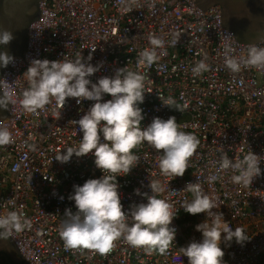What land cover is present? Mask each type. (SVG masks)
<instances>
[{
    "label": "built area",
    "instance_id": "1",
    "mask_svg": "<svg viewBox=\"0 0 264 264\" xmlns=\"http://www.w3.org/2000/svg\"><path fill=\"white\" fill-rule=\"evenodd\" d=\"M193 3L47 0L42 4L43 22L35 23L31 33V51L38 53H28L29 65L36 59L74 61L83 57L85 63L99 68L89 77L93 83L113 77L121 68L138 71L150 81L146 87L149 93L140 105L144 114L141 127L146 128L156 117L167 120L174 116L182 130L195 135L200 143L183 177L161 176L158 153L147 143L134 150L140 157L138 165L128 175L118 177L126 211L133 204L147 202L136 195V190L151 195V176L169 185L161 198L174 207L176 217L171 226L176 229V239L166 254L134 248L122 240L106 254L93 249H67L60 236L64 212L77 210L68 197L74 185L98 179L103 172L96 167L92 154L74 155L68 163L56 159L65 148L78 145L83 134L71 122L78 121L95 102L78 104L75 98H69L64 108L52 102L44 110L28 113L19 100L28 87L24 73L29 66L16 64L7 72L10 86L5 85L17 104L11 106L12 117L4 123L15 142L0 146V215L21 211L30 221V228L9 238L24 264H189L181 248L202 239L196 226L207 217L184 212L183 204L192 196L183 190L188 183L198 182L216 200L219 209L213 211L222 212L233 228L243 227L249 238L243 246L235 242L221 245L224 264H264V70H228L225 49L231 48L236 57H245L252 45L240 46L232 33L218 24L220 6L206 10L202 17ZM151 35L165 41V54L151 67L139 65L140 52L151 47ZM173 39L175 45L171 44ZM254 45L264 47V41ZM201 60L209 68L195 75L192 69ZM111 99L110 95L104 97V101ZM162 99L174 103L169 107ZM249 151L261 157L262 174L247 187L233 184L234 173L220 169L219 162L224 155L235 162ZM211 175L218 178L210 184ZM5 260L9 261L2 256L0 264H6Z\"/></svg>",
    "mask_w": 264,
    "mask_h": 264
},
{
    "label": "clouds",
    "instance_id": "2",
    "mask_svg": "<svg viewBox=\"0 0 264 264\" xmlns=\"http://www.w3.org/2000/svg\"><path fill=\"white\" fill-rule=\"evenodd\" d=\"M13 39L10 30L0 29V48ZM148 39L151 47L140 52L137 63L151 67L165 54V41L155 35ZM176 43L175 39L171 41L172 45ZM224 56L225 66L232 73H239L247 67L264 70V47L249 46L245 57H236L232 55L231 48H226ZM14 59L6 51H0V68H7ZM91 59L89 56L88 60ZM208 68L207 63L201 60L192 71L199 75ZM98 70L97 66L78 57L74 61L36 59L24 73L28 87L23 91L19 104L28 113L44 110L52 102L64 108L69 98H75L78 104L95 102L78 121L71 122L78 125L77 132L83 134L78 145L65 148L64 154L56 160L68 163L74 155L79 158L92 154L103 175L87 180L82 186L74 185L68 199L74 202L77 210L75 213L71 209L65 210L60 236L67 249H93L106 254L117 241L122 240L134 248L164 255L176 239V229L171 226L176 217L174 207L166 198H161L170 189L169 185L151 176L148 184L151 195L136 190V195L143 196L147 202L133 204L126 211L121 202L118 177L128 175L138 165L140 157L134 150L145 143L158 153L161 176L183 177L200 141L192 133L182 130L174 116L167 120L156 117L149 126L141 127L144 114L140 105L144 103L145 93H149L146 87L150 83L145 75L125 67L118 69L113 77H103L93 83L89 77ZM6 84L10 86L6 80L0 79L3 92L0 109L17 104L11 89L5 90ZM105 95L112 99L104 101ZM162 102L169 107L174 103L171 99H162ZM14 142L13 132L0 121V146ZM31 147L35 150V145ZM260 160L261 157L249 151L243 159L235 162L224 155L219 164L220 169L232 170L233 184L247 187L262 174ZM217 178L211 175L208 182L214 183ZM183 191L192 196L190 201L184 202V212L193 216L204 213L207 217L196 226L202 239L181 248L183 257L188 258L189 264H224L225 252L221 245L230 246L235 242L243 246L249 241L246 230L233 228L222 212L213 211L219 209L216 200L203 190L200 182L188 183ZM30 227V221L21 211L0 215L2 240L13 238Z\"/></svg>",
    "mask_w": 264,
    "mask_h": 264
},
{
    "label": "water",
    "instance_id": "3",
    "mask_svg": "<svg viewBox=\"0 0 264 264\" xmlns=\"http://www.w3.org/2000/svg\"><path fill=\"white\" fill-rule=\"evenodd\" d=\"M47 0H0V29L10 30L14 39L10 44L0 48L13 56L14 63L7 68H0V79L8 80L7 72L18 63L28 64V53L31 51L32 26L42 23L44 13L42 4ZM193 5L206 15V10L220 6V22L223 29L233 35L235 42L241 45H254L264 41V0H194ZM0 95H3L0 89ZM0 109V121L6 123L12 116L9 110ZM0 250L4 251L13 262L23 264L20 252L10 240L0 242Z\"/></svg>",
    "mask_w": 264,
    "mask_h": 264
},
{
    "label": "rangeland",
    "instance_id": "4",
    "mask_svg": "<svg viewBox=\"0 0 264 264\" xmlns=\"http://www.w3.org/2000/svg\"><path fill=\"white\" fill-rule=\"evenodd\" d=\"M2 256L6 257L7 259L12 260V259H11V258H10L5 252H4V251H1V250H0V258H1ZM5 263H6V264H9L10 262L5 260ZM23 264H24V262H23Z\"/></svg>",
    "mask_w": 264,
    "mask_h": 264
},
{
    "label": "trees",
    "instance_id": "5",
    "mask_svg": "<svg viewBox=\"0 0 264 264\" xmlns=\"http://www.w3.org/2000/svg\"><path fill=\"white\" fill-rule=\"evenodd\" d=\"M8 260H9V262L12 263V264H18V263L13 262V261L10 260V259H8Z\"/></svg>",
    "mask_w": 264,
    "mask_h": 264
},
{
    "label": "flooded vegetation",
    "instance_id": "6",
    "mask_svg": "<svg viewBox=\"0 0 264 264\" xmlns=\"http://www.w3.org/2000/svg\"><path fill=\"white\" fill-rule=\"evenodd\" d=\"M0 242H1V239H0Z\"/></svg>",
    "mask_w": 264,
    "mask_h": 264
}]
</instances>
